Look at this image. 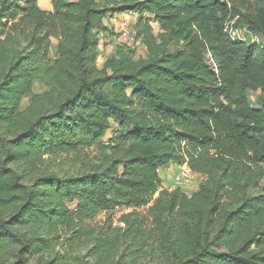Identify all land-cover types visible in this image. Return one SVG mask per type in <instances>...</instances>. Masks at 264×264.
I'll list each match as a JSON object with an SVG mask.
<instances>
[{
    "label": "trees",
    "instance_id": "1",
    "mask_svg": "<svg viewBox=\"0 0 264 264\" xmlns=\"http://www.w3.org/2000/svg\"><path fill=\"white\" fill-rule=\"evenodd\" d=\"M39 3L0 0V264H264V0ZM123 14L147 57L100 67Z\"/></svg>",
    "mask_w": 264,
    "mask_h": 264
},
{
    "label": "rangeland",
    "instance_id": "2",
    "mask_svg": "<svg viewBox=\"0 0 264 264\" xmlns=\"http://www.w3.org/2000/svg\"><path fill=\"white\" fill-rule=\"evenodd\" d=\"M40 6L45 9V10H50L51 7L48 5L47 3V0H40ZM125 17V16H124ZM123 17V18H124ZM137 20H138V15H133V14H129L128 16H126L123 20H120L119 19L117 21H113V22H109L107 21V25H108V29H109V32L107 33V37L103 38L102 39V43L100 45V49H99V57L103 60H105L108 56L110 55H113L114 52L116 51V49L122 45V40H121V31L122 29H127L128 31L130 32H135V25L137 23ZM154 29H155V33L158 34V27L156 25H154ZM231 30V29H230ZM235 32V37L236 38H240L241 39H244L245 41H247V43H256V42H262V39H260V36L259 35H256V34H247V31H245V29H240V30H234ZM127 46V45H126ZM131 50H133L135 52V57L138 58V57H147V54H148V51H147V48L145 47V45L140 41V40H137L136 38V43H135V46H128ZM54 51V45L52 47V55H53V52ZM100 59V60H101ZM99 66L101 67L103 64L99 61ZM35 92L37 93H44L46 92V88L41 85L40 83H37L35 85ZM249 98H250V101L252 103L253 106H256V102H257V97L255 94L253 93H250L249 95ZM52 165L53 167L51 168H58V169H54L56 171L59 172V174H61L62 176H68V175H73L76 171L74 169H72L70 166H69V163L68 161H62V160H58V161H55V162H52ZM203 180H201V178L199 177H195L193 182L191 183L190 186H187L189 187V191L191 189H195V188H198V186L202 183ZM182 184H177V185H174L173 186V189L170 190V191H173L175 190L176 188H183ZM190 195L192 194V192H189ZM159 196V193H157V195L155 196V198H157ZM71 210L73 211H76V205L75 204H69ZM145 211H147V209H141L139 210L140 213H145ZM124 212V211H123ZM127 212V211H126ZM122 215V211L120 210H116L115 213L113 214V217H114V226L115 227H120L121 224L118 223L119 222V218L121 217ZM106 219V216L105 214H102L100 215L96 221H94L92 224H100L102 223L103 221H105Z\"/></svg>",
    "mask_w": 264,
    "mask_h": 264
},
{
    "label": "built area",
    "instance_id": "3",
    "mask_svg": "<svg viewBox=\"0 0 264 264\" xmlns=\"http://www.w3.org/2000/svg\"><path fill=\"white\" fill-rule=\"evenodd\" d=\"M231 35L234 38H236L235 36V31L231 30ZM121 42L128 45V46H135L136 43V33L135 32H130L127 29H122L121 31ZM197 175L189 168V166L187 164H183L180 167V170L176 176L177 178V182H179L180 184L184 185V186H190L191 183L193 182L194 178ZM122 227H124V224H121Z\"/></svg>",
    "mask_w": 264,
    "mask_h": 264
},
{
    "label": "crops",
    "instance_id": "4",
    "mask_svg": "<svg viewBox=\"0 0 264 264\" xmlns=\"http://www.w3.org/2000/svg\"><path fill=\"white\" fill-rule=\"evenodd\" d=\"M128 15L129 14L118 15V16H116L113 19L108 20V21L109 22L110 21L113 22V21H117L118 19L120 21V20H123ZM106 26L108 27L107 21H106ZM100 59L101 58L99 57V61L103 64L104 60L102 61V59L101 60ZM99 61H98V63H99ZM179 170H180V165H178V164H172L169 167H167V168H165L164 170L161 171L160 176H161V179L163 181V186L165 188H167L169 190H172L173 189V186L174 185H177L179 183V182H177V178H176ZM199 178H201V177H199ZM201 180H203V178H201ZM182 187L183 188H181V191H183L187 195H190L189 192H192L193 193V192H195L197 190V188H195V189H191L189 191V189H190L189 187H187V186H182Z\"/></svg>",
    "mask_w": 264,
    "mask_h": 264
},
{
    "label": "clouds",
    "instance_id": "5",
    "mask_svg": "<svg viewBox=\"0 0 264 264\" xmlns=\"http://www.w3.org/2000/svg\"><path fill=\"white\" fill-rule=\"evenodd\" d=\"M181 167V166H180ZM197 177H199V176H197Z\"/></svg>",
    "mask_w": 264,
    "mask_h": 264
}]
</instances>
